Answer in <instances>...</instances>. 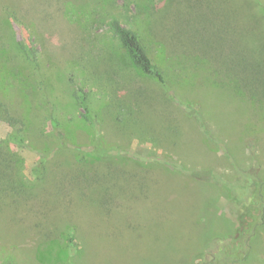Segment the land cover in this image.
<instances>
[{
  "label": "rangeland",
  "instance_id": "374dc122",
  "mask_svg": "<svg viewBox=\"0 0 264 264\" xmlns=\"http://www.w3.org/2000/svg\"><path fill=\"white\" fill-rule=\"evenodd\" d=\"M73 4L91 26L70 20ZM114 21L138 34L174 96L131 68ZM25 35L38 63L56 56L54 94L36 104L30 147L8 144L15 130L0 121L2 148L37 185L0 188V264H41L38 251L54 239L65 247L69 230L83 243L73 264H264V0H0L11 80L0 98L18 116L33 67L15 52ZM82 90L98 117L80 124ZM65 115L76 145L96 151L99 138L108 162L40 155L57 145L52 118L64 126ZM41 255L60 264L69 254Z\"/></svg>",
  "mask_w": 264,
  "mask_h": 264
},
{
  "label": "trees",
  "instance_id": "16d2710c",
  "mask_svg": "<svg viewBox=\"0 0 264 264\" xmlns=\"http://www.w3.org/2000/svg\"><path fill=\"white\" fill-rule=\"evenodd\" d=\"M3 8H5L4 10L7 14L6 19L11 16L14 22L20 27L22 32L25 31L24 23L17 17V11L8 6ZM88 11L89 10H87L84 5L76 6L75 4H73L71 10H69L68 7L67 15L69 16L71 21H73L74 18H77L78 25H80L81 27H85L84 25H82V22L80 20L81 15L82 17L86 18V22H88V25L91 26L92 23L90 24L89 22L92 17L91 13ZM112 29L122 48L127 52L130 61L132 62L131 68H133V70L136 71L137 74L151 78L162 88L163 91L170 93L171 90L168 86L169 82L167 81V72L160 66L159 63L155 62L146 47L143 45L138 34L122 25L119 21H114L112 23ZM36 33L38 34V39L40 42L41 35H39L37 29ZM30 41V37L25 35L20 44L15 45L18 50L20 49L21 51H23V53L20 52V50L15 51L16 55L18 56L19 53H22L26 60L28 58L32 62L31 65L33 66L28 73L29 75L27 79L29 80L26 84L28 85V87L24 89L25 102H21L22 106H19V109L21 111L22 109H24L23 115L18 116L17 111L19 110L15 112L10 107V102H6L5 100L0 98V121L7 123L15 130L7 135L6 142L8 144L14 143L19 147H30V126L33 125L34 122L32 120L36 116L37 111H39V109L36 108V104L39 102L38 100L43 96L54 94V85L52 83L53 79L50 75L47 74V72H50L51 68L54 66L50 63L55 62L54 58L56 56L48 54L46 63H38V58L40 57L39 53H36L34 48L30 47ZM33 42L32 44H34ZM1 59L2 58L0 56V90H4L7 86L8 88L10 87L9 83L11 82V80L8 81L9 74L8 76H5L3 73L4 67L1 63ZM76 100L79 112L74 115L72 122L75 121L80 124L87 123V120H93L95 117H98L97 113L96 115H93V113L91 112L88 94L85 91H80ZM80 110H82L83 112H80ZM65 118H67L68 120L67 123L64 124V126L60 123V120L52 118L51 123L55 124L57 132V135H55L57 145L53 150H51L50 153H42L41 151L39 152L40 155H43L45 159L53 153H57L53 156L64 154L70 155V157H72V154H67L69 153V151H71L73 153L80 154L76 157L80 162L102 163L104 159H106L105 162H108L107 156L102 155L103 147H101L102 142L99 138H93L95 142L92 146H95L97 148L96 151H83V146L76 145L75 142L76 140H78V138L76 136H73L75 132H73L74 129L71 124V118L69 116L67 117L66 115ZM70 139H72L71 141H73L72 146L68 144ZM3 144L6 145V143L0 142V188H4V190H7L9 188L11 190V193L16 196L20 193H29L28 191L37 185L28 183L27 177H24V167L22 166L23 159L17 153L9 151L8 149L4 150L2 148ZM72 147H75L76 149ZM67 149H69L68 152H64ZM45 164L46 161L42 160L37 166L34 167L32 171L34 177L36 178L37 184H39L38 180H41V177L43 178V176L38 175L40 172V167H43ZM68 165L70 166V162H68ZM91 165L93 166L94 164ZM67 239L69 244H66L65 247L62 246L56 239L49 242L50 244L45 246V248L42 247V249L39 250L37 254L38 262L41 264H53L52 261L50 262L45 256H42L41 254H54V252L58 254L59 252L61 253L67 250L69 255L67 256L66 260L61 261L60 264H73V260L78 255L83 253V243L81 242L80 245H78L76 243V237L70 234V230L68 231ZM71 253L72 255H70ZM7 262H11L10 258L6 259L4 262H1V264H6Z\"/></svg>",
  "mask_w": 264,
  "mask_h": 264
}]
</instances>
